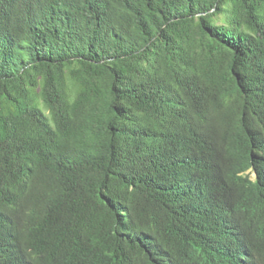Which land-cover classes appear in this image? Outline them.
<instances>
[{"label":"trees","instance_id":"trees-1","mask_svg":"<svg viewBox=\"0 0 264 264\" xmlns=\"http://www.w3.org/2000/svg\"><path fill=\"white\" fill-rule=\"evenodd\" d=\"M0 264H264V0H0Z\"/></svg>","mask_w":264,"mask_h":264},{"label":"bare ground","instance_id":"bare-ground-1","mask_svg":"<svg viewBox=\"0 0 264 264\" xmlns=\"http://www.w3.org/2000/svg\"><path fill=\"white\" fill-rule=\"evenodd\" d=\"M244 247H245V249H246V251L248 250V247L246 246V245H244Z\"/></svg>","mask_w":264,"mask_h":264}]
</instances>
